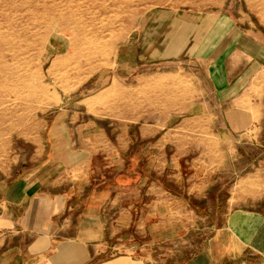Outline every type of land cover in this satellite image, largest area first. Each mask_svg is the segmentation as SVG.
<instances>
[{
  "label": "crops",
  "instance_id": "0c3cea01",
  "mask_svg": "<svg viewBox=\"0 0 264 264\" xmlns=\"http://www.w3.org/2000/svg\"><path fill=\"white\" fill-rule=\"evenodd\" d=\"M247 9L160 10L140 26L112 82H154L178 109L111 121L92 115V95L62 105L32 148H0V264L167 261L117 233L131 225L149 246L192 230L191 201L228 174L222 224L172 264H264V23ZM152 58L178 65L134 70Z\"/></svg>",
  "mask_w": 264,
  "mask_h": 264
},
{
  "label": "rangeland",
  "instance_id": "374dc122",
  "mask_svg": "<svg viewBox=\"0 0 264 264\" xmlns=\"http://www.w3.org/2000/svg\"><path fill=\"white\" fill-rule=\"evenodd\" d=\"M70 1L68 5L62 0H0V148H32L35 135L44 134L45 123L65 107L62 105L80 109L81 105L76 107L77 101L92 95L95 99L89 107L92 115L106 116L111 121L142 122L154 114L178 109L179 105L161 102L162 93H158L154 82L133 85L130 76L121 78L118 85L112 82L124 57H130L132 49L138 52L134 42L140 35V26L160 10L195 16L227 5L237 8L246 5L248 12L264 23V0ZM58 13L80 16L95 34L76 33L72 18L59 19ZM129 64L137 65L134 61ZM176 65L178 62L155 58L135 66L134 70H163ZM138 143L130 148H140ZM223 176L224 183L219 181L209 191L212 197L209 202L191 201L198 215L192 230L177 233L180 236H171L168 242L162 234L155 233L154 242L147 246L146 241L152 240L153 235L142 238L130 225L126 232L117 233L118 238L131 237V243L145 247L138 251L150 250L156 259L167 257V261L159 264H172L174 258L188 255L194 245L185 247L184 241L204 240L213 227L222 224L223 217L219 214L225 211L226 181L231 180L230 174ZM126 251L114 247L106 253Z\"/></svg>",
  "mask_w": 264,
  "mask_h": 264
},
{
  "label": "bare ground",
  "instance_id": "6f19581e",
  "mask_svg": "<svg viewBox=\"0 0 264 264\" xmlns=\"http://www.w3.org/2000/svg\"><path fill=\"white\" fill-rule=\"evenodd\" d=\"M64 3H67L68 5H70L72 2L70 1V0H62ZM71 2V3H70ZM58 15H59V19H63L64 17H67L68 19H70L71 20V18H72V20L71 21H73V29H75V32L76 33H82L84 36H87V35H89V36H93L94 34H95V32L96 31H92L90 28H88V24L87 23H85V21L83 20V19H80V16L79 17H74V15L73 14H63V13H58ZM71 45V44H70ZM81 45V44H80ZM90 45V44H89ZM91 46H94V44L93 45H91ZM90 47V46H89ZM95 48H97L96 46H94ZM84 48H85V46H84ZM94 48V49H95ZM90 49V48H89ZM88 49V50H89ZM73 50V49H72ZM82 50V49H81ZM99 50V49H98ZM95 51H96V49H95ZM84 53L86 52V51H83ZM82 52V53H83ZM101 52V51H100ZM80 53H81V51H80ZM77 55V54H76ZM79 56H80V54H78ZM84 55V54H83ZM88 56V55H87ZM64 57V56H63ZM89 58V57H88ZM67 59V58H66ZM55 60V59H54ZM87 60V59H86ZM60 62V61H59ZM56 63V62H55ZM54 63V64H55ZM63 63V62H62ZM66 63H67V61H66ZM53 64V63H52ZM61 64V63H60ZM63 65V64H62ZM66 66H68V65H66ZM70 66V65H69ZM77 67V66H76ZM67 69V68H66Z\"/></svg>",
  "mask_w": 264,
  "mask_h": 264
}]
</instances>
